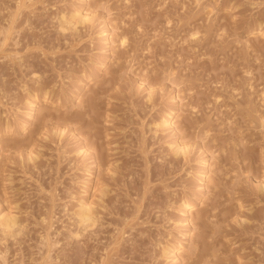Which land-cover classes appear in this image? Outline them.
Returning <instances> with one entry per match:
<instances>
[{
  "label": "rangeland",
  "instance_id": "obj_1",
  "mask_svg": "<svg viewBox=\"0 0 264 264\" xmlns=\"http://www.w3.org/2000/svg\"><path fill=\"white\" fill-rule=\"evenodd\" d=\"M0 264H264V0H0Z\"/></svg>",
  "mask_w": 264,
  "mask_h": 264
},
{
  "label": "bare ground",
  "instance_id": "obj_2",
  "mask_svg": "<svg viewBox=\"0 0 264 264\" xmlns=\"http://www.w3.org/2000/svg\"><path fill=\"white\" fill-rule=\"evenodd\" d=\"M85 20V19H84ZM36 97V96H35ZM174 98V97H173ZM35 99V98H34ZM31 104V103H30ZM31 114V113H30ZM166 121V120H165ZM172 123V122H171ZM165 124V123H164ZM179 148H181V147H179ZM186 148V147H185ZM184 149V148H183ZM184 151H185V149H184ZM261 185V184H260ZM263 186V185H262ZM183 202V201H182ZM183 205H184V207H185V209H190L191 208V206H190V202L189 201H185V202H183L182 203ZM181 204V205H182ZM195 204V203H194ZM83 207H82V209H81V213H80V216H81V218H82V220H84V223H86V220H89L90 219V217H91V215H90V208L88 207V206H90V205H88V204H85V206H84V204L82 205ZM94 210V209H93ZM189 213V212H188ZM190 214V213H189ZM8 215V214H7ZM9 216L10 215H8L7 216V219L9 218ZM5 217V216H4ZM12 217V216H11ZM190 217V216H189ZM13 218V217H12ZM188 220H190V219H188ZM188 220H186V221H188ZM11 222V221H10ZM190 222V221H189ZM190 224V223H189ZM12 226H13V224H12ZM6 227V226H5ZM180 249V248H179ZM174 251V250H173ZM178 251L179 250H176V251H174V255H175V258H178V256H179V253H178ZM173 253V252H172ZM180 257V256H179Z\"/></svg>",
  "mask_w": 264,
  "mask_h": 264
}]
</instances>
